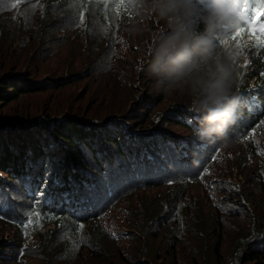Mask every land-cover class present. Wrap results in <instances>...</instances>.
<instances>
[{"label":"trees","instance_id":"16d2710c","mask_svg":"<svg viewBox=\"0 0 264 264\" xmlns=\"http://www.w3.org/2000/svg\"><path fill=\"white\" fill-rule=\"evenodd\" d=\"M115 2L0 0V264H264V49L230 41L224 148L194 134L186 96L155 90L148 33Z\"/></svg>","mask_w":264,"mask_h":264},{"label":"clouds","instance_id":"9594fccd","mask_svg":"<svg viewBox=\"0 0 264 264\" xmlns=\"http://www.w3.org/2000/svg\"><path fill=\"white\" fill-rule=\"evenodd\" d=\"M240 11V0H133L132 12L139 20L130 21L134 26L129 29L148 33L142 71L155 90L186 96L194 134L218 140L224 148L233 142L229 130L241 115L240 72L228 51L230 41H221L239 24ZM146 20L163 24L154 29Z\"/></svg>","mask_w":264,"mask_h":264},{"label":"snow or ice","instance_id":"6c2138e0","mask_svg":"<svg viewBox=\"0 0 264 264\" xmlns=\"http://www.w3.org/2000/svg\"><path fill=\"white\" fill-rule=\"evenodd\" d=\"M105 5H107V0H105ZM12 7H16V4H13ZM133 0H116L113 5L112 12L113 18H119L121 14V10L125 11L129 17L133 15ZM264 16V10L260 11L258 14H254L251 19H247L241 13H239L240 22L239 24L232 29L231 31L226 32L227 39L221 41L224 44H227L229 41H235L237 44V53L239 56L243 54V44L245 37H247L250 41H253L252 47L257 49V54H259V50L264 49V21H261L260 17ZM78 22L80 24L84 23V14L80 13ZM108 27H111V22L105 28V34L107 32ZM248 66V62L245 63L244 67ZM264 75V73H262ZM87 187V186H86ZM31 224V220L29 221Z\"/></svg>","mask_w":264,"mask_h":264},{"label":"rangeland","instance_id":"374dc122","mask_svg":"<svg viewBox=\"0 0 264 264\" xmlns=\"http://www.w3.org/2000/svg\"><path fill=\"white\" fill-rule=\"evenodd\" d=\"M64 47H66V45H64L63 47H61V48H58V56H55L56 57V62H57V64L60 66V65H64V64H66L67 63V60L69 59V57H70V55H71V51H70V49L68 50V53H66V54H64V50H63V48ZM81 53H77L76 54V58L77 59H80L81 58ZM131 58H132V56H130ZM131 58L130 59H128V61H131ZM142 58H144V55L143 54H136V58L133 60V64L135 65V64H139L140 65V61H141V59ZM70 60L72 61V62H75V57H70ZM132 62V61H131ZM47 63H48V65L50 66H52V68L56 65V63H54L52 60H48L47 61ZM126 63H128V62H126ZM129 67L131 68V63H130V65H129ZM132 69V68H131ZM43 71H44V69H42ZM42 77H45V75H43ZM161 192H163L164 191V188L162 187L161 189ZM160 192V193H161Z\"/></svg>","mask_w":264,"mask_h":264}]
</instances>
